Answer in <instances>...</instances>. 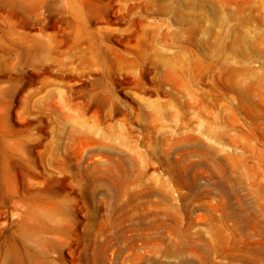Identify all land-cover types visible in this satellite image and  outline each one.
Here are the masks:
<instances>
[{
  "label": "rangeland",
  "instance_id": "rangeland-1",
  "mask_svg": "<svg viewBox=\"0 0 264 264\" xmlns=\"http://www.w3.org/2000/svg\"><path fill=\"white\" fill-rule=\"evenodd\" d=\"M0 264H264V0H0Z\"/></svg>",
  "mask_w": 264,
  "mask_h": 264
},
{
  "label": "bare ground",
  "instance_id": "bare-ground-1",
  "mask_svg": "<svg viewBox=\"0 0 264 264\" xmlns=\"http://www.w3.org/2000/svg\"><path fill=\"white\" fill-rule=\"evenodd\" d=\"M258 194H259V192H258ZM244 204L247 205V210L250 211V213H249V214H250V215H249V218H250V219H252V218H256V215H255V214L252 212V210L250 209L251 206L249 205L250 207H248V203H247V201L244 200ZM249 204H250V203H249ZM259 205H260V204H259ZM259 205H258V206H259ZM253 207H256V206H253ZM257 215H258V214H257ZM249 218H248V219H249ZM241 219H242V218H241ZM243 220H244V218H243ZM246 220H247V218H245V221H246ZM250 221H251V220H250ZM254 225H255V224H254ZM254 225H253V226H254ZM251 234H252V233H251ZM249 236H250V235H249ZM216 246H217V245H214V247H216ZM210 248H212V247H210ZM216 249H217V248H216ZM214 253H215V252H214ZM241 260H242V261H245V259H241Z\"/></svg>",
  "mask_w": 264,
  "mask_h": 264
}]
</instances>
